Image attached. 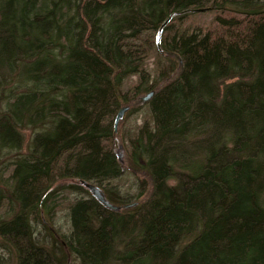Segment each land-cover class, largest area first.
I'll use <instances>...</instances> for the list:
<instances>
[{"label": "trees", "instance_id": "1", "mask_svg": "<svg viewBox=\"0 0 264 264\" xmlns=\"http://www.w3.org/2000/svg\"><path fill=\"white\" fill-rule=\"evenodd\" d=\"M146 90L127 208L113 120ZM4 204L0 264H264V0H0Z\"/></svg>", "mask_w": 264, "mask_h": 264}, {"label": "rangeland", "instance_id": "2", "mask_svg": "<svg viewBox=\"0 0 264 264\" xmlns=\"http://www.w3.org/2000/svg\"><path fill=\"white\" fill-rule=\"evenodd\" d=\"M214 12L210 10L206 11H197L193 13L188 19L183 23V28H188L189 30L193 28H206L210 24L213 19ZM147 69L149 70L150 76H153L156 71V57H150L146 61ZM139 81L138 75H132L128 77L125 81L123 86L124 90L132 87ZM152 90H146L140 93L136 98L132 99L128 103L122 104L119 109L117 110L113 123L115 128V135H114V147L115 151L119 157L120 162L123 164L124 170L123 174L114 180L111 181L112 185L117 186L120 189L122 194L130 196L134 202L131 204L126 205L127 208L135 205L138 201L143 200L146 195L150 192L151 189V181L147 172L138 171L137 174L134 172L133 166L130 164V160L128 157V138L134 136L137 131V128L144 122L150 121L152 119L151 111L149 108V98L151 95L149 93ZM149 95V96H148ZM148 96V97H147ZM147 97V99H144ZM124 109L123 113L119 115L118 113ZM117 119V120H116ZM26 136V141H29V129L26 128L23 130ZM27 144V143H26ZM8 171L6 172V176L8 175ZM146 177L148 179L149 186L146 194L141 197L140 199H135L139 188H138V176ZM96 185V184H95ZM94 186V184H93ZM102 192V188H98ZM75 194L69 191L60 192L55 199L56 207L53 210L54 215L51 218V225L57 228L60 233L64 232L67 229L69 224V219L67 215L68 205L73 200ZM124 208V207H123ZM6 209V204L0 207V215L4 213ZM8 258L12 259L11 256ZM7 262V264H13L12 261Z\"/></svg>", "mask_w": 264, "mask_h": 264}, {"label": "water", "instance_id": "3", "mask_svg": "<svg viewBox=\"0 0 264 264\" xmlns=\"http://www.w3.org/2000/svg\"><path fill=\"white\" fill-rule=\"evenodd\" d=\"M151 94H152V92L149 93V95H151ZM149 95H148V96H149ZM148 96H147V97H148ZM147 97H145L144 99H147ZM123 111H124V109H122V110L118 113L117 119H118L119 115H121V113H123ZM117 119H116V120H117ZM94 192H95L96 196H97V197H98L103 203H105L107 206H110V207L116 208L115 205H113V204H111L110 202H108L107 200H105L104 196L102 195V193H101V191H100L99 189L94 188Z\"/></svg>", "mask_w": 264, "mask_h": 264}]
</instances>
